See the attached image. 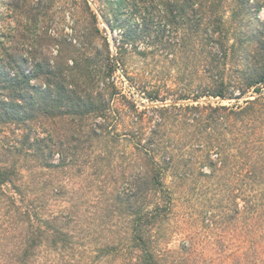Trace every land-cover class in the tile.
<instances>
[{"label": "trees", "instance_id": "16d2710c", "mask_svg": "<svg viewBox=\"0 0 264 264\" xmlns=\"http://www.w3.org/2000/svg\"><path fill=\"white\" fill-rule=\"evenodd\" d=\"M136 1L112 0L110 14L104 15L111 29L120 31L114 40L119 66L129 50L142 57L163 56L162 50L168 49L185 50L187 56L198 57L199 72L209 86L193 94L183 90L168 105L164 103L169 98L142 87L147 103L161 105L139 109L116 84L118 67L109 39L101 34L87 0L69 2L71 34L63 29L68 4L64 0L4 2L0 126H13L12 134L19 138L9 145L6 155L0 153V211H4L0 215L6 224L0 225V264H104L118 259L123 260L121 264H175L168 259L170 250L159 249L157 238L173 207L167 174L178 170L184 149L193 151L202 135L207 139L222 135L219 129H228L230 121L260 118L262 112L256 105L264 100V22L257 20V12L264 0H233L238 20L244 15L254 17L244 28V21L237 28V44H229L230 29L219 14L227 0H140L141 10ZM142 40L151 44L139 50ZM243 43L247 46L242 51ZM239 49L246 60L236 62L237 77L232 83L225 71ZM251 92L259 95L245 101L244 107L190 103L206 97L238 101ZM117 99L124 100L131 118L132 130L122 134L123 139L140 138L145 120L150 127L144 141L133 142L136 160L131 173L126 178L125 171L120 172L124 185L113 191V201L106 208L111 216L116 210L123 215L126 222L120 225L129 236L109 244L99 243L96 231L117 228L114 220L93 227L77 219L72 210L44 217L39 212L35 175L43 172L58 177L74 169L85 144L91 147L93 139L110 135L107 129L115 120ZM97 173L94 170L91 175ZM52 192L60 195L62 187ZM188 248H182V253L187 255Z\"/></svg>", "mask_w": 264, "mask_h": 264}, {"label": "rangeland", "instance_id": "374dc122", "mask_svg": "<svg viewBox=\"0 0 264 264\" xmlns=\"http://www.w3.org/2000/svg\"><path fill=\"white\" fill-rule=\"evenodd\" d=\"M5 1L0 0V15L4 12ZM87 1L97 15L101 34L109 39L114 63L118 67L116 84L123 95L137 103L139 109L161 105V102L147 103L141 95L142 87L169 98L164 103L168 105L173 102L171 99L180 98L185 92L183 90L193 94L203 85H210L199 72L198 57L187 56V52L181 49L162 50L163 56L148 57L129 50L120 67L114 43L120 31L111 29L104 16L110 14L112 0ZM64 2L68 4L65 3L63 29L65 33L71 34L72 10L67 8L70 7V0ZM136 2L139 10L143 9L141 1ZM226 2L227 5L221 7L219 14L223 17L224 27L230 29L229 44H237V28L242 21L244 28L247 21H252L254 17L244 15L243 19L238 20L235 17L236 4L233 0ZM257 18L264 22V7L257 12ZM150 41L142 40L138 49L146 48L151 44ZM246 44L243 43L242 51ZM239 52L229 59L226 67L225 76L229 82L237 77L236 62L244 63L246 60L244 54ZM258 95L251 92L238 101L206 97L190 103L236 108L244 107L245 101L254 100ZM113 109L116 110L115 120L107 129L110 135L93 139L91 147L85 144L84 155L79 157L74 169L58 177L43 172L35 175V187L39 190L40 198L38 211L44 217L72 210L77 219L93 227L101 221L114 220L118 224L117 228L107 227L105 231H96L95 237H100L99 243L109 244L115 240L124 241L129 236L128 229L120 225L126 222L123 215L116 210L117 213L111 216L106 208L113 201V191L120 190V186L124 185L120 172L125 171L126 178L131 173L132 164L136 160L133 142L139 139L144 141L147 137L145 132L150 127L145 120L141 127H146L142 129L140 138H134L133 141L123 139L121 135L132 130L131 118L127 116L124 100H115ZM256 109L262 112L258 120L248 117L243 122L230 121L228 129H219L222 135L216 133L208 139L202 135L194 144L193 151L184 149L178 170L167 174L165 183L172 191L173 207L158 230L157 238L159 249L170 250L172 254L168 255V259L175 261V264H264V100L258 102ZM12 132L13 126H0V153L3 155L7 154L5 151L9 145L16 143V137L19 138L17 133L16 136ZM94 170L98 171L96 176L91 175ZM183 175L186 177L184 180L181 179ZM46 182L48 188L45 187ZM26 183L31 184L28 180ZM57 186L62 187V193L53 195L52 188ZM3 212L2 209L0 214ZM1 218L0 215V225L5 227ZM186 247H190L187 255L181 251ZM122 262L118 259L104 264Z\"/></svg>", "mask_w": 264, "mask_h": 264}]
</instances>
